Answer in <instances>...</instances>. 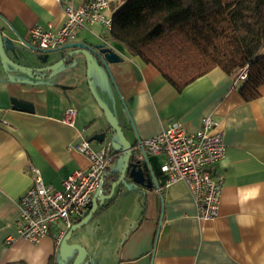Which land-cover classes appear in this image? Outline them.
<instances>
[{"label": "crops", "instance_id": "0c3cea01", "mask_svg": "<svg viewBox=\"0 0 264 264\" xmlns=\"http://www.w3.org/2000/svg\"><path fill=\"white\" fill-rule=\"evenodd\" d=\"M68 1L0 0V27H5L3 36L9 38L1 40L5 54L9 58L15 55L8 43L20 44L15 41L18 38L29 40L30 29L36 24L60 27L65 18L62 7ZM85 1L74 0L75 4ZM122 2L112 0L109 12ZM99 27L79 29L76 41L106 42L121 56L120 61L110 64V69L128 102L132 127L123 119L120 122L132 144L157 134L170 120L195 131L204 116L212 115L219 121L227 151L216 164V171L223 176L217 218H198L193 197L181 182L160 194L127 179L126 185L115 187L102 205L108 209L125 192L137 200L142 191V212L124 223L97 224L93 240L106 249L107 243L115 239L113 264H264V85L258 98L247 101L238 90L240 82L215 67L178 93L156 67L107 35L102 37L105 30ZM92 37L99 40L90 41ZM65 55L57 54L52 62ZM260 55H264V47ZM86 71V57L76 54L71 63L41 72L48 78L45 83L10 79L3 83L6 75L14 74L4 68L0 56V264H48L50 260L57 264V228L36 243L20 237L19 200L34 184L33 168L40 171L45 184L57 189L72 172L87 168V158L72 145L81 137L89 141L96 137L99 145L102 132L110 128L92 104L95 100L89 92ZM91 79L100 96L103 74L93 70ZM12 97L32 103L34 110L13 109ZM69 108L76 110L74 123L65 121ZM116 156H122L124 162L122 150ZM156 156L165 162L164 154ZM118 170L110 165L107 173ZM99 216L95 214L94 220ZM9 237L14 239L8 243ZM90 254L93 264L96 255Z\"/></svg>", "mask_w": 264, "mask_h": 264}, {"label": "built area", "instance_id": "2783aa9c", "mask_svg": "<svg viewBox=\"0 0 264 264\" xmlns=\"http://www.w3.org/2000/svg\"><path fill=\"white\" fill-rule=\"evenodd\" d=\"M112 0H87L75 4L70 0L63 5L64 22L56 28L53 24L34 25L29 40L15 39L21 45H32L42 50H54L76 41L79 29L101 25L108 32L113 25L109 12ZM247 66L234 77L236 83L247 78ZM65 121L74 123L76 110H66ZM219 121L212 115L201 120L200 127L190 131L176 120H170L157 134L141 139L135 145L136 157L164 154L161 170L163 183L158 181L153 190L162 193L175 183H183L193 197L197 216L213 220L218 217L223 190V176L216 171V164L225 158L227 146L218 129ZM81 136V135H80ZM72 148L88 160L85 169H77L62 181L57 189L45 184L40 171L33 168L34 184L19 200L21 215L18 222L20 237L36 243L56 227V242L60 244L68 230L84 216L92 204L113 161L115 149L111 140L100 142L99 149L81 137ZM14 238L9 237L8 243Z\"/></svg>", "mask_w": 264, "mask_h": 264}, {"label": "trees", "instance_id": "16d2710c", "mask_svg": "<svg viewBox=\"0 0 264 264\" xmlns=\"http://www.w3.org/2000/svg\"><path fill=\"white\" fill-rule=\"evenodd\" d=\"M112 16L108 38L156 67L178 93L215 67L236 77L247 66L238 90L247 101L261 95L264 0H123ZM105 179L109 193L118 172L107 173Z\"/></svg>", "mask_w": 264, "mask_h": 264}, {"label": "rangeland", "instance_id": "374dc122", "mask_svg": "<svg viewBox=\"0 0 264 264\" xmlns=\"http://www.w3.org/2000/svg\"><path fill=\"white\" fill-rule=\"evenodd\" d=\"M102 32L104 31L103 36L107 35L108 38V32L105 28L99 27ZM94 36V35H92ZM109 39V38H108ZM90 41H98L99 39L96 37L89 38ZM101 40V38H100ZM106 43V42H104ZM11 45L12 50H14L15 55H11L9 58L7 55V58L13 61V63L4 61L1 54L2 62L4 65V68L9 71V73H13L14 76L10 77L9 75H6V79L3 80V83H6L7 80H19V81H34L36 80L38 83H45L47 82L48 78L42 77L41 72H45L47 70H56V69H49L50 66L55 65L57 62L54 61V57H56L57 54L64 55L67 54L71 49H61L59 51H37L32 50L24 45L20 44H12ZM107 44V43H106ZM109 45V44H107ZM5 53V52H4ZM60 60H58L59 62ZM111 64V63H110ZM16 66L17 70L12 71L11 66ZM59 68V67H58ZM98 70L101 74H103L104 79L100 82L101 84V92L100 96H98L96 88L94 87V84L92 82V71ZM11 71V72H10ZM87 75H88V68H87ZM89 92L90 95L94 98V103H92L96 110H99L100 114H102V118L106 119L108 122V118L106 115V112L102 108L101 104L104 105L115 117L116 121L121 125V119L129 123V126L132 127V120L129 113L128 108V102L126 98L121 94L120 87L115 80L114 76L111 73L110 65L109 69L105 65H101V67H98L94 64L90 67L89 70ZM1 88V86H0ZM66 96V94H64ZM123 128V127H122ZM117 139L116 136H108L106 140H114ZM92 147L99 149L98 141L93 140L91 141ZM152 166L158 176V178L162 181H164V173L161 170V166L163 164V160L156 155H151L150 157ZM123 166V157L122 156H116L111 164L112 169H121ZM126 185V183H124ZM118 188H116L117 190ZM115 191V189H114ZM139 198L137 200L132 199L131 194L128 192H125L124 195L116 201L112 206H110L108 209H105L101 211L99 214L101 216L98 217V219L94 220L95 217L90 220L86 225L79 228L77 231H75L69 238V241H78L80 242L89 253V256L91 258L90 252H92L94 255L93 258V264H113L114 258L116 256L114 247L116 245V241L113 238L112 240L107 243L106 247L99 242H96L93 240L92 232L94 229L97 228V224L104 223L106 221H109L111 223H124L126 220H130L134 218L137 213L140 215L143 209V203H144V192L140 191ZM104 201H108V198H106ZM123 207V210L121 209ZM128 211H127V210ZM125 211H127L125 213ZM105 249V252L103 250ZM58 259H60L58 254ZM71 259V258H70ZM69 259V260H70ZM68 260V261H69Z\"/></svg>", "mask_w": 264, "mask_h": 264}, {"label": "water", "instance_id": "95a60500", "mask_svg": "<svg viewBox=\"0 0 264 264\" xmlns=\"http://www.w3.org/2000/svg\"><path fill=\"white\" fill-rule=\"evenodd\" d=\"M5 22L9 27L12 28V26L6 20ZM4 30L5 27H0V54L4 61L13 63V61L7 58L1 46L2 39H9L7 36H3ZM28 48L32 50L42 51V49H38L37 47L32 45H28ZM67 48H70L71 50L59 62H57L53 66H50L49 69H55L59 67L65 62L66 58L68 57L74 56L76 54H83L87 59V77L89 79V70L92 64L98 67H101V65H105L109 69L110 63L118 62L121 60V56L106 43L89 44L85 41H74L54 50L43 51H59L61 49ZM11 104L13 109H19L29 112H32L34 110V106L32 103L16 97L11 98ZM101 106L106 112L110 128L102 132L101 138L99 140L102 142L110 135H112L113 137H117V139L111 140L112 146L115 150H122V152L125 154L123 166L120 170L117 171L118 179L111 183L110 192H106V188L104 187V179L97 189L96 193L94 194L92 204L84 212V216L82 217V219L79 222L75 223L62 238L58 248L60 259L57 260V264L91 263V258L86 248L78 241L70 242L69 238L75 231L86 225L88 222H90V220L94 218L98 208L103 204L104 200L106 198H110L113 195L115 187L120 185V183H126V180L130 179L135 186H143L145 188L152 189L153 186L156 185L159 181L157 178V174L152 166L150 156H147L144 159H138L136 157L135 145L128 140L124 130L116 121L113 114L104 105L101 104ZM92 140H97V138L95 137L90 139V141Z\"/></svg>", "mask_w": 264, "mask_h": 264}]
</instances>
